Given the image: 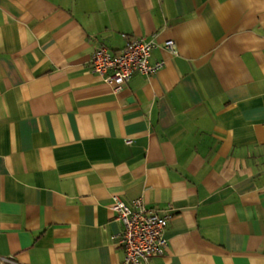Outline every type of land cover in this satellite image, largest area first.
Segmentation results:
<instances>
[{
  "label": "crops",
  "instance_id": "1",
  "mask_svg": "<svg viewBox=\"0 0 264 264\" xmlns=\"http://www.w3.org/2000/svg\"><path fill=\"white\" fill-rule=\"evenodd\" d=\"M114 196L167 217L148 264H264V0H0V260L122 264Z\"/></svg>",
  "mask_w": 264,
  "mask_h": 264
},
{
  "label": "built area",
  "instance_id": "2",
  "mask_svg": "<svg viewBox=\"0 0 264 264\" xmlns=\"http://www.w3.org/2000/svg\"><path fill=\"white\" fill-rule=\"evenodd\" d=\"M164 47L170 54H176L172 40L166 41ZM155 48L154 40L144 38L127 39L116 52L97 46L91 55L90 72L118 92L134 74L148 77L162 68L161 61L150 63ZM110 210L122 227L121 232L111 238L115 245L123 249L122 264H148L152 258L166 252L168 241L164 238V230L167 217L149 211L141 199L127 204L114 196ZM5 263L16 264L11 258H1L0 264Z\"/></svg>",
  "mask_w": 264,
  "mask_h": 264
}]
</instances>
